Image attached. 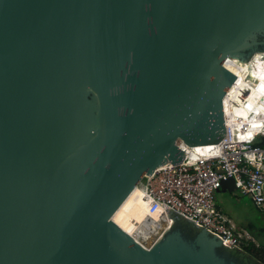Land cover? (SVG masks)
I'll return each mask as SVG.
<instances>
[{
	"label": "water",
	"instance_id": "water-1",
	"mask_svg": "<svg viewBox=\"0 0 264 264\" xmlns=\"http://www.w3.org/2000/svg\"><path fill=\"white\" fill-rule=\"evenodd\" d=\"M257 53L264 0H0V264H258L165 204L149 249L113 220L224 141L226 63Z\"/></svg>",
	"mask_w": 264,
	"mask_h": 264
},
{
	"label": "built area",
	"instance_id": "built-area-1",
	"mask_svg": "<svg viewBox=\"0 0 264 264\" xmlns=\"http://www.w3.org/2000/svg\"><path fill=\"white\" fill-rule=\"evenodd\" d=\"M227 128L228 134L220 145L206 146L209 148L204 150L182 148L196 162L167 164L146 176L139 186L150 214H160L168 228L171 223L164 204L230 247L245 251L255 240L217 206L216 193L223 182L233 179L235 191L249 197L264 213V148L256 146V140L264 136V127L254 138L240 135L243 129L236 133Z\"/></svg>",
	"mask_w": 264,
	"mask_h": 264
},
{
	"label": "bare ground",
	"instance_id": "bare-ground-1",
	"mask_svg": "<svg viewBox=\"0 0 264 264\" xmlns=\"http://www.w3.org/2000/svg\"><path fill=\"white\" fill-rule=\"evenodd\" d=\"M226 67L237 76V82L229 89L224 101L227 127L236 133L238 129H243L240 135L254 138L264 127V53H257L246 64L237 59H229ZM244 129L247 131L244 132ZM196 148L204 150L209 147ZM113 220L136 242L148 249L152 247L145 245L148 240L155 235L160 239L163 234L159 231L168 230V224H165L160 214H150L140 186L131 192L114 214ZM148 224L150 231L148 228L144 230Z\"/></svg>",
	"mask_w": 264,
	"mask_h": 264
},
{
	"label": "rangeland",
	"instance_id": "rangeland-1",
	"mask_svg": "<svg viewBox=\"0 0 264 264\" xmlns=\"http://www.w3.org/2000/svg\"><path fill=\"white\" fill-rule=\"evenodd\" d=\"M216 204L233 221L237 228L250 233L255 240L253 245H256L259 249L262 248L261 242L264 243V213L256 208L249 197L241 196L237 191L233 193L217 192ZM251 227H253V231ZM158 238V235L153 236L145 245L147 247L153 246V243L159 240ZM243 252L257 260L248 252ZM260 259L263 261L262 258Z\"/></svg>",
	"mask_w": 264,
	"mask_h": 264
},
{
	"label": "trees",
	"instance_id": "trees-1",
	"mask_svg": "<svg viewBox=\"0 0 264 264\" xmlns=\"http://www.w3.org/2000/svg\"><path fill=\"white\" fill-rule=\"evenodd\" d=\"M256 146L264 148V136H260L256 140ZM183 224L186 225V223H183ZM187 226L188 228L192 229L191 225H187ZM251 230L253 231V227H251ZM261 243L263 245L261 249H259V247H257L256 245H251L247 250H245L246 252L251 254L253 257H255L259 261L258 264H264V243L263 242ZM235 251L236 250H222L221 252H224L225 254H229L230 256H236L241 262V264H250V263H247V258L244 255H240L236 253ZM260 258H262L263 261H261Z\"/></svg>",
	"mask_w": 264,
	"mask_h": 264
},
{
	"label": "flooded vegetation",
	"instance_id": "flooded-vegetation-1",
	"mask_svg": "<svg viewBox=\"0 0 264 264\" xmlns=\"http://www.w3.org/2000/svg\"><path fill=\"white\" fill-rule=\"evenodd\" d=\"M233 257H235L237 259V261L239 260L236 256H233Z\"/></svg>",
	"mask_w": 264,
	"mask_h": 264
}]
</instances>
